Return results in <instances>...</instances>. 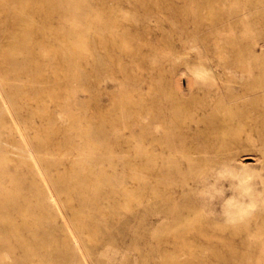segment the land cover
<instances>
[{
	"label": "rangeland",
	"instance_id": "obj_1",
	"mask_svg": "<svg viewBox=\"0 0 264 264\" xmlns=\"http://www.w3.org/2000/svg\"><path fill=\"white\" fill-rule=\"evenodd\" d=\"M6 1L10 13L11 6L19 8L24 2ZM30 1V8L44 5L50 13L60 6V0ZM72 2L84 9L81 16L68 11L67 16L48 21L43 14L30 9L26 20L41 30H63L68 36L72 28L87 18L101 17L107 27L103 35L113 33L117 37L118 45L107 50L112 61L105 51L98 57H90L76 87L69 81H59L45 65L39 70L41 82L22 72L20 63L12 69L2 57L7 43L0 42V88L16 122L0 124V139L21 146V133L36 151L53 154L44 161L65 217L53 223L46 220L41 204L35 201L38 194L29 190L36 177L17 158L2 159L0 188H5V192H0V203L3 195L8 194L12 196L10 203L19 205H0V258L5 264H75L74 253L64 242L68 220L75 227L90 264H264V239L255 238L259 231L264 233V169H260L264 136L254 133L255 143L243 152L248 154L243 157L249 168L246 176L225 181L224 194H218L221 203L213 215L229 223L223 231H217L223 239L196 244L155 240L148 186L143 187L138 181L142 176L148 179L145 174L148 160L137 155L148 153L149 104L154 80L183 82L186 98L190 97L189 80L202 91L210 92V97L227 95L229 89L240 94L246 81L240 78L237 84L228 81L224 75L226 68L250 65L257 73L259 67H264V27H260L261 35L249 31L245 0ZM2 36L0 30V40ZM36 57L41 59L40 54ZM102 61L107 65L100 66ZM49 91L59 92L60 99L50 102ZM41 97L46 102L36 101ZM38 106L52 107L45 123L36 116L32 123L34 108ZM76 121L95 122L86 142L100 147L98 154L113 153L115 158L101 161L99 169L110 173L108 178L115 182V190H128L129 195L105 194L106 191L95 194L86 188L75 192L73 185L82 178L78 174L82 170L78 150L85 144V140L68 130ZM60 155L69 158L62 160ZM64 179L69 180L68 184ZM13 186L18 191H12L19 192L18 196L10 191ZM214 192L220 191L209 187L201 194L202 200L213 198L217 195ZM96 198L100 207L83 206ZM21 209H26L23 215ZM7 217L15 223L13 229L5 223ZM26 218L28 224L24 225ZM64 249L71 256L67 262L59 253Z\"/></svg>",
	"mask_w": 264,
	"mask_h": 264
},
{
	"label": "bare ground",
	"instance_id": "obj_2",
	"mask_svg": "<svg viewBox=\"0 0 264 264\" xmlns=\"http://www.w3.org/2000/svg\"><path fill=\"white\" fill-rule=\"evenodd\" d=\"M30 3V0H24L19 8L11 6L10 13L8 1L0 0V30L3 32L0 42L7 43L2 52L3 61L12 69L20 63L21 71L28 72L35 82H41L39 70L45 65L59 81H69L76 87L86 70L84 64L88 63L89 58L100 56L101 51L107 53L108 47L118 45L117 37L113 33L106 37L103 35L107 27L101 17L87 18L85 22L72 28L68 36H65L63 30H41L26 20L27 11L34 9L30 8ZM59 3L60 6L51 13L44 5L34 10L37 14H43L48 21L61 15L67 16L68 11H74L80 16L84 12L82 6L74 5L72 0H60ZM245 8L249 31L261 35L264 30L260 28L264 27V0H245ZM124 47L127 48L126 45ZM36 54H40V60ZM107 54L112 61L111 55ZM99 64L107 65L105 61ZM258 69L255 73L254 66L250 65L227 67L224 72L227 80L237 84L238 78L244 79L246 81L244 90L238 94L229 89L226 91L227 95L222 93L213 97H210V92L196 87L193 80L188 82L189 98L184 95L183 82L154 80L149 104L151 132L148 153L140 152L137 157L148 160L145 165L148 179L140 175L142 178L138 181L143 187L148 186L151 217L155 226L153 238L158 242L196 244L202 240L225 238L217 231H223L229 223L214 216L221 203L218 194H224L223 189L227 185L225 181L246 176L249 168L243 157L248 154L243 152L251 148L250 144L255 143L254 133L264 136V67ZM1 80H6V77H1ZM53 92L49 91L48 97L51 99L50 102L55 103L60 99V93ZM36 101L46 102L43 97ZM51 108L49 106L34 108L32 120L36 116L40 118L41 123H45L50 117ZM9 121L16 124L13 110L0 88V124L5 125ZM92 123L82 124L76 121L68 129L79 139L85 140L84 146L78 150V165L82 168L78 174L82 178L73 185L75 192L86 188L95 194H104L106 191L105 194L129 195L128 190H115V182L108 178L110 173L105 169H99L101 161L111 160L115 156L113 153L98 154L101 148L95 143L86 142ZM20 137L23 139L21 146L0 139V162L2 159L17 158L20 165L27 167L36 177L34 185L29 190L38 194L35 201L41 204L44 218L50 223H53V220L56 222L57 218H65L59 195L51 184L48 177L50 172L44 161L53 154L49 156L36 151L21 133ZM263 148L260 150L263 156L260 169H264ZM60 158L67 160L69 157L60 155ZM254 161L257 162V159ZM139 165L140 163L137 167ZM126 166L130 167L131 164L126 163ZM244 170L247 171L244 173ZM138 174L141 173L137 172ZM63 182L68 184L69 180L64 179ZM209 187L220 192H214L217 195H213L208 201L202 200L201 194ZM12 189L18 191L14 186L9 190ZM13 191L12 193L18 196L19 192ZM0 192H5V188H0ZM11 197L8 194L3 195L0 205L18 206L17 202L10 203ZM96 199L86 201L83 206L100 207L99 200ZM25 210L21 209L20 215H23ZM4 221L14 228L15 223L10 217ZM23 224H28V218L23 220ZM64 233L65 245L74 253L73 263L90 264L78 233L68 220ZM32 235L35 238L33 232ZM255 238L264 239V233L259 231ZM59 253L64 262L69 261L71 256L66 249L60 250ZM0 264H5L1 258Z\"/></svg>",
	"mask_w": 264,
	"mask_h": 264
}]
</instances>
